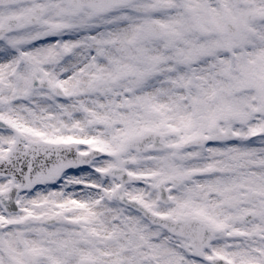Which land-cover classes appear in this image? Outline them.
Masks as SVG:
<instances>
[{"label":"snow or ice","instance_id":"1","mask_svg":"<svg viewBox=\"0 0 264 264\" xmlns=\"http://www.w3.org/2000/svg\"><path fill=\"white\" fill-rule=\"evenodd\" d=\"M0 264H264V0H0Z\"/></svg>","mask_w":264,"mask_h":264}]
</instances>
